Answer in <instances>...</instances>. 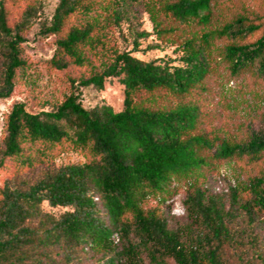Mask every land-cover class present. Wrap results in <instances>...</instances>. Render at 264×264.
Masks as SVG:
<instances>
[{"label":"trees","instance_id":"1","mask_svg":"<svg viewBox=\"0 0 264 264\" xmlns=\"http://www.w3.org/2000/svg\"><path fill=\"white\" fill-rule=\"evenodd\" d=\"M42 1L0 0V100L28 68L21 46ZM133 5L175 47V65L117 50L113 32ZM41 31L54 39L46 67L67 94L51 110L16 103L4 115L0 172L13 176L0 183V264H264V119L236 139L197 130L210 75L264 86V0H58ZM133 35L136 50L148 35ZM112 79L121 110L81 106V90ZM68 152L83 161L55 167ZM212 161L246 171L225 195L198 183ZM179 181L186 224L170 229L160 204Z\"/></svg>","mask_w":264,"mask_h":264},{"label":"rangeland","instance_id":"2","mask_svg":"<svg viewBox=\"0 0 264 264\" xmlns=\"http://www.w3.org/2000/svg\"><path fill=\"white\" fill-rule=\"evenodd\" d=\"M57 3L58 0H43L39 17L25 32V42L21 48L23 57L28 61V68L18 74L12 96L6 100H0V140L4 115L9 112L12 105L21 103L27 112L35 114L51 110L67 94L62 76L46 67L45 63L54 51V39L52 36H45L41 31V27L49 23ZM132 12L134 18L124 21L120 28L113 32L117 50L130 52L131 56L140 61L162 60L175 65L174 59L178 57L174 51L175 47L156 40L144 5H133ZM135 29L147 33L148 36L138 39L137 49L133 50ZM250 84L243 78L229 81L221 72L210 75L206 83L207 91L201 93L203 99L197 102L201 112L197 126L198 132L205 133L211 138L217 136L229 140V138L236 139L243 136L247 131V125L258 129L264 119V86L256 87ZM80 92V104L86 110L100 105H107L115 112L122 108L123 91L115 79L106 83L101 92L92 88L83 89ZM82 161L83 158L78 154L68 152L60 155L55 160L54 166L76 164ZM39 171V168L29 171L24 177L35 178ZM242 172L246 171L238 162L212 161L211 167L199 177L198 183L209 194L221 196L226 194L228 187L236 186L237 180L242 179ZM7 174L0 172V183L7 177L13 176L10 171ZM184 183V181L172 182L170 195L160 204L170 229H177L186 224L182 205L186 190ZM154 205L155 202L150 203V206ZM42 209L54 215L62 212L60 209H49L46 205H42ZM235 225L237 228L243 227V218L240 215ZM257 233L259 238L264 237V230L258 229ZM116 242L115 240V244ZM86 255L89 257L90 252L88 251ZM95 259L87 258L77 264H95Z\"/></svg>","mask_w":264,"mask_h":264}]
</instances>
